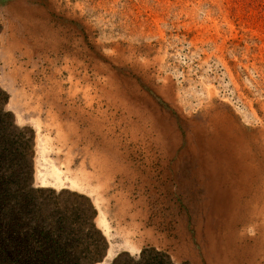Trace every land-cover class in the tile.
<instances>
[{
  "label": "rangeland",
  "instance_id": "obj_1",
  "mask_svg": "<svg viewBox=\"0 0 264 264\" xmlns=\"http://www.w3.org/2000/svg\"><path fill=\"white\" fill-rule=\"evenodd\" d=\"M2 105L93 264H264V0H0Z\"/></svg>",
  "mask_w": 264,
  "mask_h": 264
},
{
  "label": "trees",
  "instance_id": "obj_2",
  "mask_svg": "<svg viewBox=\"0 0 264 264\" xmlns=\"http://www.w3.org/2000/svg\"><path fill=\"white\" fill-rule=\"evenodd\" d=\"M0 106V264H93L106 243L94 228L96 213L61 209V193L31 187L26 144L13 133ZM116 257L111 264H117ZM132 264H172L144 252Z\"/></svg>",
  "mask_w": 264,
  "mask_h": 264
},
{
  "label": "bare ground",
  "instance_id": "obj_3",
  "mask_svg": "<svg viewBox=\"0 0 264 264\" xmlns=\"http://www.w3.org/2000/svg\"><path fill=\"white\" fill-rule=\"evenodd\" d=\"M210 136H211V135H210ZM210 136H209V137H210ZM213 137H214V136H213ZM211 138H212V137H211ZM212 140H214V142H215L216 139H213V138H212L211 140H209V141H210V145H211ZM214 142H212V143H214ZM217 143H218V141H216L215 145H216ZM215 145H214V147H215ZM216 146H217V147H215V148H220V149L223 151V148L218 147V145H216ZM212 147H213V146H212ZM214 147H213V148H214ZM217 150H219V149H217ZM223 152H224V151H223ZM219 153H220V151H219ZM221 155H223V154H221ZM221 155H220V156H221ZM225 155H227V154H224V156H225Z\"/></svg>",
  "mask_w": 264,
  "mask_h": 264
},
{
  "label": "water",
  "instance_id": "obj_4",
  "mask_svg": "<svg viewBox=\"0 0 264 264\" xmlns=\"http://www.w3.org/2000/svg\"><path fill=\"white\" fill-rule=\"evenodd\" d=\"M108 250H109V248L107 247V248H106V251H105V253H104L103 260H105V259L107 258V256H108Z\"/></svg>",
  "mask_w": 264,
  "mask_h": 264
}]
</instances>
